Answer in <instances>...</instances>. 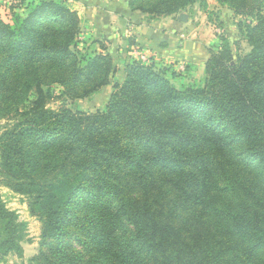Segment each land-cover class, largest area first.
Returning a JSON list of instances; mask_svg holds the SVG:
<instances>
[{
	"label": "trees",
	"instance_id": "obj_1",
	"mask_svg": "<svg viewBox=\"0 0 264 264\" xmlns=\"http://www.w3.org/2000/svg\"><path fill=\"white\" fill-rule=\"evenodd\" d=\"M14 1L0 19V175L41 223L43 264H264V0H216L250 50L220 35L202 80L179 87L137 62L112 84V56L78 47L64 0ZM196 3L127 8L169 17ZM110 85L102 112L49 108L54 86L75 101ZM0 218V253L21 256L22 229Z\"/></svg>",
	"mask_w": 264,
	"mask_h": 264
},
{
	"label": "crops",
	"instance_id": "obj_2",
	"mask_svg": "<svg viewBox=\"0 0 264 264\" xmlns=\"http://www.w3.org/2000/svg\"><path fill=\"white\" fill-rule=\"evenodd\" d=\"M8 1L0 0V5L8 7ZM64 1L77 13L80 20L78 40L81 42L78 46L111 55L116 74L119 76L118 83L122 82L125 66L130 59L136 58L137 52L134 51V45L132 46L133 41L145 44V58L148 59V64L152 63L156 67H164L175 72L177 77L172 83L184 85L202 80L208 52L218 50L220 35L227 39L232 37L231 34L238 39L240 37L235 26L239 19L216 2V9L210 10L216 14L213 17L215 23L206 21L204 24L193 26V20L186 15L185 21H179L178 17L172 16L149 18L146 15L145 21L142 19L140 21V18L128 10L127 0ZM207 1V7L203 11L206 14L209 10ZM212 24L216 25L217 34L211 31V28L215 29ZM187 27L192 30L186 38H180L178 34L181 32L180 28ZM128 28L133 29L130 35L135 36V39L134 36H130L131 43H128L130 39L127 34ZM180 64L186 68L183 73L178 69Z\"/></svg>",
	"mask_w": 264,
	"mask_h": 264
},
{
	"label": "rangeland",
	"instance_id": "obj_3",
	"mask_svg": "<svg viewBox=\"0 0 264 264\" xmlns=\"http://www.w3.org/2000/svg\"><path fill=\"white\" fill-rule=\"evenodd\" d=\"M10 1V0H9ZM8 1V2H9ZM19 1V0H18ZM207 1V0H206ZM208 7L209 10L208 13H204L203 11L207 7L202 8L199 6V3L193 4L191 6H188L185 8L183 12H178L177 14H174V18H177L181 14H185L188 16L191 20H193V26L195 24H204L206 21L210 23H215V20L213 19L216 14L213 11H210L212 8L215 10L216 8V0H208ZM210 11V12H209ZM133 13V12H132ZM21 14H24V12H21ZM135 16L140 18L143 21H145V15L140 13H133ZM143 16V17H142ZM223 16V15H221ZM9 13L7 10V6L0 5V19L4 22H8ZM224 20V19H223ZM242 21V20H241ZM128 22H126V25ZM215 29L213 30L211 28V31L215 34H217L216 25L212 24ZM206 26V24H205ZM181 32H179V36L183 35V38H186L189 34V31L192 30V28H180ZM132 30V31H131ZM127 34L129 36L128 43L132 42V37L134 36L131 34L133 32V29H127ZM231 38L228 39L230 44H232L233 50H236L237 55H243L249 52L250 48L245 43L244 39L241 37H234V34H231ZM135 39V36H134ZM81 41L77 39V44H79ZM134 45L136 52H143L140 53L141 56L145 58V44L141 42H132V46ZM79 48H83L81 46H78ZM144 48V49H143ZM90 49V48H89ZM92 51V49H90ZM113 58V57H112ZM137 62L142 65H148L147 62L142 61L139 57L135 59H130V62ZM119 76L117 74L114 77V80L112 81V84L115 82H118ZM176 87H179V85H176ZM112 87L111 85L106 89H101L95 94H92L90 97L83 99V100H75L70 101L67 99H64L60 96L61 91L60 88L57 86L53 87V90L55 91L56 97L49 103V108L51 109H59L61 107H65L69 110H71L74 113H81V114H94L97 112H102L105 110V107L108 104L109 95L112 93ZM3 125V122L0 121V132L1 127ZM0 208L4 209L10 214H13L14 219L11 220L12 224L15 225V228L17 230L22 229L23 231V238L20 241H17V244L19 245L21 249V256L17 255L14 252H11L7 255H2L0 253V264H43V258L40 256L41 252V246H40V234H41V223L39 220L29 214L28 207H27V200L24 196H20L18 194L13 193L11 190H9L5 183L3 182V178L0 175ZM6 224V221L2 220L0 218V241L3 235H7L6 232H3V226ZM19 224H22V227L19 226Z\"/></svg>",
	"mask_w": 264,
	"mask_h": 264
},
{
	"label": "built area",
	"instance_id": "obj_4",
	"mask_svg": "<svg viewBox=\"0 0 264 264\" xmlns=\"http://www.w3.org/2000/svg\"><path fill=\"white\" fill-rule=\"evenodd\" d=\"M15 3H16V1H14V0H10V1L7 3V5L10 6V5L15 4ZM181 37L183 38V35H181ZM140 53H142V52H140ZM140 53L137 52L136 58L139 57L142 61H145V62L148 63V59H146V58H144L143 56H141ZM178 69H179L180 72H183V71H184V66H183L182 64H180V65L178 66Z\"/></svg>",
	"mask_w": 264,
	"mask_h": 264
},
{
	"label": "water",
	"instance_id": "obj_5",
	"mask_svg": "<svg viewBox=\"0 0 264 264\" xmlns=\"http://www.w3.org/2000/svg\"><path fill=\"white\" fill-rule=\"evenodd\" d=\"M179 21H185V14H181L178 16Z\"/></svg>",
	"mask_w": 264,
	"mask_h": 264
}]
</instances>
